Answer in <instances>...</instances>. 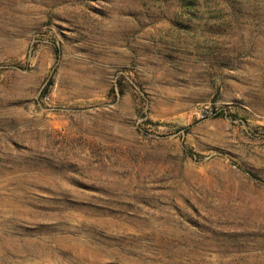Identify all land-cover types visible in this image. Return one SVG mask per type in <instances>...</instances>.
Listing matches in <instances>:
<instances>
[{"label":"rangeland","instance_id":"374dc122","mask_svg":"<svg viewBox=\"0 0 264 264\" xmlns=\"http://www.w3.org/2000/svg\"><path fill=\"white\" fill-rule=\"evenodd\" d=\"M0 264H264V0H0Z\"/></svg>","mask_w":264,"mask_h":264}]
</instances>
